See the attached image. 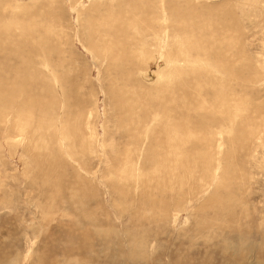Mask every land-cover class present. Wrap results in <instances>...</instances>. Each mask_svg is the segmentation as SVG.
I'll return each instance as SVG.
<instances>
[{"label":"rangeland","instance_id":"1","mask_svg":"<svg viewBox=\"0 0 264 264\" xmlns=\"http://www.w3.org/2000/svg\"><path fill=\"white\" fill-rule=\"evenodd\" d=\"M0 264H264V0H0Z\"/></svg>","mask_w":264,"mask_h":264}]
</instances>
